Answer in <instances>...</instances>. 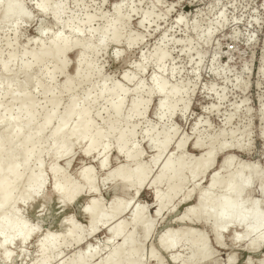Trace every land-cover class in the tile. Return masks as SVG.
Instances as JSON below:
<instances>
[{"label":"rangeland","instance_id":"obj_1","mask_svg":"<svg viewBox=\"0 0 264 264\" xmlns=\"http://www.w3.org/2000/svg\"><path fill=\"white\" fill-rule=\"evenodd\" d=\"M19 1L31 5V0ZM63 2L68 5L67 18L73 20L72 24L64 25L65 38L71 42L79 41L88 45L90 49L96 48L110 21L108 18L101 20L100 17L110 9L96 8L95 0H63ZM133 2L136 8L131 11L135 13V18L128 21L130 30H124L122 24L117 28L121 35L118 48L112 44L110 40L112 32H109L104 46L99 47L97 52L91 53L89 50L84 54H79L75 50L70 52L65 59L67 67L64 73L55 70V57L49 56L42 64L33 65L29 73L30 83L41 84L35 88L31 85L25 89L19 87L27 78V73H24L21 67L34 63L33 55L40 53L41 47L49 43L45 38H41L40 43L36 42L38 33L34 27H21V35L18 38L15 26V19L18 18L0 21V60H7L11 54L7 48L8 42L16 40L17 44L13 51V58L9 61V69L16 74V81L10 86L9 91L0 89V109L9 108L12 116L23 114L25 110L21 106V101L11 103L10 94L14 93L21 98L24 94L30 93L36 101L35 123L42 126L47 113L52 109L47 103V98L54 97L59 100L60 106L55 119L37 139L36 153L37 150L47 147L52 142L49 137L58 127L60 116L70 105L71 99L75 103L83 102V107L90 111V117L93 118L95 125L110 129L111 139L108 142L109 151L106 155L107 170L121 165L125 166V157L117 153L114 135L121 129L128 134L130 127L136 126L132 144L134 143V147L141 151L142 156L126 164L125 167L130 169L139 163L146 164L150 168L148 180L152 182L161 170L164 160L169 153L174 151L173 144L177 145L185 137H187L186 145L182 153L179 151L178 156H182L186 168L199 162L207 147L211 146L215 153L216 149L220 148V142L213 139L215 128L227 114L229 117L227 124L229 146L223 148L218 156L215 155L213 167L216 162L222 164L223 160L220 157L227 153L233 161L232 170L245 165L249 171L256 169L260 178L261 169H264V0H128V3ZM100 3H103V0H100ZM88 5L92 7L89 8ZM75 13L79 15H74ZM146 13H150L151 16L146 18ZM88 14L95 16L91 23L84 20ZM178 18L182 20L179 24L177 23ZM145 20L147 23L141 27V21ZM76 29L84 32V35L73 33ZM209 29H211L210 34ZM25 36L30 37L32 42L29 43V40L24 38ZM132 37L135 41L130 48L129 39ZM158 47L167 52L168 59L163 64L157 63L152 58L147 59L149 61L148 84L151 85V76L155 72L158 77H164L169 85L177 86L180 90L177 96L169 100L168 108L163 111L158 108L160 96L157 93L148 96L150 87L137 92L129 90L128 83L123 80V73L116 79H110V77H115L118 71L119 65L115 56L117 51L122 57L126 52H133L148 58ZM24 50L27 51L25 56L23 55ZM83 60H87L91 67L89 70L81 68V73L73 81L69 91L65 80L76 78V68ZM173 61H175V67H173ZM136 62H141L139 56ZM165 65L166 72H160V67ZM131 74L135 75V70H131ZM117 80L119 84L125 85L124 89L129 90L124 98V107L120 115L110 109V104L104 97L97 96L95 102L91 101L92 97L100 94L103 88L112 89L117 84ZM189 90L191 98H189ZM134 100L144 101L140 107L141 112L145 111L144 119H140L136 113L128 114ZM214 105V112H205V108H211ZM98 113H100L99 116ZM201 117L204 118L203 121ZM116 119H119V122L111 127V123ZM173 128L176 134L172 132ZM148 133L154 136L156 145L168 136L172 138L168 151L157 163L153 162L157 155V148L147 143ZM196 141L200 142V146L199 149L194 150L192 145ZM232 142H235V147L231 146ZM113 144L115 146H112ZM132 144H129L130 148L133 147ZM104 156L102 152L86 155L83 150L76 148L70 154L68 166H66V159L58 160V167L62 169L60 174L55 177L50 172H46V193L50 210L45 217L41 218V231L37 232L35 239L28 243L24 254L21 255L24 257L25 264H37L40 261L42 254L37 251L35 240L38 238L43 240L46 235L60 233L62 230L60 221L68 216L73 225L82 227L84 235H88L86 232L88 219L81 213L85 201L78 197L68 207L61 208L62 206L58 204L57 198L51 192L55 183L65 181L61 173L65 172L67 178L73 179L80 167L90 168L99 181V193L97 194L106 212L111 210L109 201L115 195L121 196V199L125 201V191H122L120 187L113 188L111 185H103V177L99 175L102 172L99 164ZM20 158L19 156L18 159ZM41 159L49 165L53 157L45 153ZM20 170L27 175L28 173L37 174L36 155L30 160L26 169L21 168ZM210 177L211 175L205 174L196 186L194 183L197 179L189 177L178 197L171 196L169 202L166 203L164 213L155 220L154 233L144 243L142 228L136 230L137 243L141 244L142 254L146 251L149 255L155 248L161 257L169 261V264H171L172 253L178 256L180 264H187L193 252L197 251V245L191 247L189 244L181 243L174 251L166 253L161 249L159 241L168 230L174 233L180 232V234L191 230L201 239L208 238L209 230H215L210 227L209 223L210 220L213 222L215 220L213 214L194 217L182 222L177 221L185 215L186 211L193 212L192 209L199 205L200 190L207 191ZM259 178L253 181L244 196L246 197L245 203L242 204L244 210H249L253 206L249 195H251V200L260 199ZM150 186L151 183L145 184L135 200L136 204L147 206V217L151 219L155 213L152 206L155 195L164 194L169 184L163 182L149 191ZM191 188H194L193 192L186 199L183 195ZM222 193V188H218L209 192V195L211 198H217ZM133 209L134 207H129L124 215L126 216ZM193 213L198 215L199 208ZM263 228L251 233L252 237L255 239ZM105 236L104 230L100 228L92 236H85L79 245H74L70 238L62 239L60 259H70L75 252L91 245L96 253L92 262L96 264L101 262L111 250L118 246V243H121V238H117L112 247L105 248ZM211 239L214 240V236ZM217 251L219 252L220 249ZM224 252L225 255L220 258L227 261L229 250L224 249ZM245 252L247 248L238 249L236 253H232L237 264H240L241 259L246 262L249 258H253L257 264L260 260H264V255H261L259 248L251 256L243 255ZM21 256H18L16 252L13 261H19ZM216 258L213 257V259ZM152 264H155V261H152Z\"/></svg>","mask_w":264,"mask_h":264},{"label":"bare ground","instance_id":"obj_2","mask_svg":"<svg viewBox=\"0 0 264 264\" xmlns=\"http://www.w3.org/2000/svg\"><path fill=\"white\" fill-rule=\"evenodd\" d=\"M23 3L22 1H19ZM146 18L151 16L150 13H146ZM22 18L19 15V10H15L11 16L6 17L4 14V9L0 8V21L7 20L10 18ZM107 17L102 15L100 17L101 20H105ZM95 16L86 15L85 21L87 23L93 22ZM181 18L177 19V23L181 22ZM120 25L113 24L111 21L108 22L107 30H105L100 39L99 45L90 49L88 45H84L79 41L71 42L69 39L63 37L61 39L64 40L65 44L69 46L68 51L65 52L63 47L57 48L53 44H48L46 46H42L40 49V53L33 55L34 63L29 65H23L21 70L24 73H27V78L24 83L20 84V88L25 89L29 85L33 88L41 85L40 83H30V71L33 68V65L42 64L49 56L55 57V70H59L64 73L67 64H66V56L72 52L73 50L77 51L79 54H84L87 50L91 51V53L97 52L99 47L104 46L106 40L108 39V33L112 32L110 40L112 44L118 48L121 42V35L118 32L117 28ZM80 31L73 30V33H79ZM135 39L132 37L129 39V44L134 43ZM17 46L16 40L14 42H8L7 48L11 51L9 58L5 61L0 60V89L10 90V86L16 81V74L12 73L9 69V61L13 58V51H15V47ZM27 51H23V55L25 56ZM154 59L157 63L158 61H165L168 59V54L165 50L160 47L155 48L154 51L149 55L147 59ZM161 64V63H159ZM84 68L89 70L91 64L87 60L80 61L77 68ZM77 68H76V78H69L65 80L66 87L70 91L72 88V83L75 79H77ZM82 70V69H81ZM81 73V72H80ZM124 80V75H123ZM125 81V80H124ZM128 83L127 81H125ZM129 90L121 87V84L117 83L112 89L103 88L100 91V94L92 97L91 101L95 102L98 97H104L109 102L110 109H112L116 114L120 115L121 111L124 107V98L127 96ZM179 89L177 86L168 87L163 92L157 91L156 93L160 96V101L158 104V108L160 110H165L169 106V100L177 96L179 94ZM137 92V91H136ZM11 103H14L18 100L21 101V106L25 112L21 115L12 116L9 113V108L0 109V185H3L4 190H9L13 188H19L21 191L26 189L32 184H42L44 186V190H47L46 187V172H50L53 176H57L62 171L61 168L58 167V160L66 159V166L70 163V154L76 148H80V150L84 151L86 155H92L97 153H103L105 156L100 162V170L104 172L105 176H107L110 170H107L108 166V158L107 152H104L103 148H100L99 152L96 151L95 146L93 147L91 154H87L86 149L89 144H92V139L86 141L80 134V129H92L95 128L96 125L92 117H90V111L83 107L82 103H75L71 99L70 105L65 108L62 115L60 116V121L58 123V127H56L51 133L50 137L52 142L45 148H40L36 151L37 139L41 134L51 125L52 121L55 119L60 102L57 98H47V103H49L52 107L51 112L47 113L45 117V122L42 126H38L35 123V107L36 101L32 97L30 93L24 94L21 98H18L14 93L10 94ZM151 89L148 92V96H151ZM90 98V96H89ZM161 99L165 101V105L163 108L160 106ZM1 100V97H0ZM144 101L134 100L131 103L128 114L136 113L140 119H144L145 111L141 112L140 107ZM98 116L100 113L97 114ZM119 122V119H116L115 122L111 123V127L115 126ZM136 126H131L128 134L123 129L116 132L114 135L115 142L117 145V153L125 157V166L126 164L133 162L135 159H140L142 156L141 151H138L132 144L133 137L135 136ZM176 134V130L172 131ZM111 135V133H110ZM147 143L149 145H153L157 148V155L154 158L155 163H157L168 151L169 146L171 144L172 138L171 136L166 137L159 144H155L154 136L148 133L147 135ZM109 140H105L104 143L108 144ZM181 143L178 142L177 145ZM200 142L196 141L192 148L194 150L199 149L197 144ZM129 144H132L133 147L130 148ZM186 141L183 143L182 149L185 147ZM175 148L172 153H169L167 158L164 160L161 170L158 175L154 178L151 183V189L159 186L163 182H167L169 187L164 194H156L153 202V209L155 213L153 217L150 219L147 217L148 208L144 204H140L139 208L134 207L133 211L131 210L126 216L124 215L129 209L127 203L123 201L121 196L115 195L110 201V211L106 212L104 209V205L102 204V200L100 199L98 192V184L96 175L92 173V170L87 167H80L79 171L75 175V178L69 179L67 178V174L65 172L61 173V176L64 178V182H57L61 186V191H56L55 183L51 189L53 195L57 198L58 204L62 206L61 208H66L70 203L77 199L78 197L82 198L85 201V206L83 207L81 213L86 216L88 219V223L86 226V232L88 235H84V230L80 226H75L72 224V220L70 216L60 221V233L58 234H49L46 235L43 240L39 239L35 240L36 249L38 252L42 254L40 257V261L37 264H96L93 263L92 260L96 255L95 250L91 245L85 246L79 252H75L70 259L61 258L60 254L62 239H72L74 245H79L84 240L85 236H92L95 234L100 228L104 230V234L106 235L104 238V247L109 248L112 247L113 243L117 238H121V243H118V246L110 251L108 256L101 260V262L97 264H107L110 259H116L118 254H122L125 249L124 245L127 241L128 248L127 251L131 254L133 248H137L141 250V244L137 243V229L142 228L143 230V243L148 240L152 234L154 233L155 228V220L160 218L164 213V209L166 208V203L169 202L171 196L178 197L180 194L181 188L185 185L189 177L193 178L196 183H199L202 177L205 175L204 170L200 168V161L196 164L192 165L189 168H186L185 162L182 156H178L181 152H178ZM51 155L53 159L51 163L47 165L42 159V155ZM213 149L211 146L207 147L204 152V155H208L213 160V165L215 162V155H213ZM36 155L38 161V172L25 174L21 172V168L26 169L30 160ZM21 157L18 159V157ZM230 174L233 183L240 188L243 192L247 193L249 187L252 185L253 181L259 178L258 171L248 170L245 165L239 166L236 170H232L233 161L230 159ZM212 165V167H213ZM123 166V175L125 179H112L108 178L107 182L103 177V185H111L113 188L120 187L122 191H125V185L131 183L133 179L139 181L141 178L144 180H148L150 168L144 163L136 164L134 167L127 169ZM119 167V166H118ZM208 169L207 171H209ZM201 178V179H200ZM210 181L208 183L207 191L204 192V199L201 201L199 199V214L195 215V213L190 212L189 210L185 212V215L181 218H178V222H182L188 219H192L194 217H204L205 215L213 214L215 219L220 217L221 214L224 216L235 218L237 221L241 217L247 218V223L251 230V233L261 229L264 227V220L260 217V209L258 206L253 205L251 209L244 210L242 208V204L245 203L246 197L238 198L235 193L228 191L225 187L221 186L219 183L209 189V186L213 184L212 176L210 177ZM260 179V178H259ZM260 183V182H259ZM144 186V185H143ZM140 187L139 192L142 187ZM218 188H222L223 193L220 197L211 198L209 192H213ZM194 188L191 190H187V192L183 195L186 199L190 197ZM67 199L66 204H61V198ZM58 206V205H57ZM56 206V207H57ZM23 204H18L17 208H23ZM150 207V206H149ZM85 209H90L89 211H85ZM62 210V209H61ZM8 212L11 209H7ZM4 213H0V216H3ZM5 227L7 228V223L5 222ZM264 229V228H263ZM240 231L239 223L236 225V230L233 231V234H237ZM261 234V230L259 231L257 237L258 239ZM37 236V232L32 235V238L28 241V243L35 239ZM2 239V238H0ZM204 238H198L195 232L191 230L187 232L174 233L171 230L166 231L160 238L159 245L163 251L168 253L169 247H171V251H174L181 243L189 244V246L193 247L197 245V251L193 252L191 257L189 258L187 264H197V261L203 258V253L201 249V243ZM18 244L20 242H17ZM20 245V247L14 249L12 245H8L9 251L14 252V255L11 257L12 260L15 258V253H18V256L24 254L26 246L28 245ZM70 244V243H67ZM258 249V248H257ZM2 251V250H0ZM149 258L152 257V251L148 255ZM178 257V256H177ZM24 258V257H23ZM0 259H3V256L0 255Z\"/></svg>","mask_w":264,"mask_h":264},{"label":"snow or ice","instance_id":"obj_3","mask_svg":"<svg viewBox=\"0 0 264 264\" xmlns=\"http://www.w3.org/2000/svg\"><path fill=\"white\" fill-rule=\"evenodd\" d=\"M87 7H92L88 5ZM95 7L103 9L107 7L110 9L105 16L113 23L117 25H123L124 30H130L128 28V21L135 18V13L131 11L136 8V4L128 3V0H95ZM0 8L4 9V14L6 17L11 16L15 10H19L20 19H15V26L17 29V37L21 35L20 29L23 28H35L38 36L36 42L40 43L41 38H45L46 42L55 45L57 48L63 47L65 52L68 51L69 46L65 44L64 40L61 39L65 37V24H72L73 20L67 18L68 5H66L63 0H31V5L26 3H20L19 0H0ZM127 13V14H126ZM74 15H79L75 13ZM147 23V20L141 21V27ZM215 23V22H214ZM76 31H79L76 29ZM211 29H209V34ZM80 35H84V32H79ZM25 39L29 40L31 43V38L25 36ZM131 48L132 46L129 45ZM116 61L118 62V71L115 77H110V79H116L121 73L124 75V80L128 82L129 90H146L151 88L153 95L157 91L163 92L168 87H172L168 84L164 77H158L155 72L151 76V85L148 84V63L149 61L145 56H140L139 53L126 52L122 57L119 51L116 52ZM139 56L140 63L136 62ZM158 63L163 64V61H158ZM173 67H175V61H173ZM131 70H135V75L131 74ZM160 72H166V65L160 67ZM81 72L80 68H77V75L79 76ZM174 78V75H173ZM117 83H120L117 80ZM125 85H121L124 87ZM189 98H191V92L189 90ZM165 101L161 99L160 106L163 108ZM187 105V102H186ZM215 105L211 108H205V112H214ZM190 114V113H189ZM158 115H160L158 113ZM203 117L201 120L203 121ZM228 119L227 114L224 116V120L218 124L215 128V135L213 139L220 142V148H217L213 155H219L220 151L229 146L228 142ZM199 128V125H197ZM175 131V128L172 129ZM79 134L87 141L89 137L92 139V144H89L86 152L91 154L93 147L97 152L100 148L104 149V152L108 151L109 144L104 143L105 140H110V129L101 127L97 125L92 129H80ZM179 139V137H177ZM187 139L185 137L181 140L179 145L173 144V147L177 151H181L184 141ZM112 146H115L114 144ZM232 147H235V142H232ZM199 147V143L197 144ZM223 163L216 162L215 167H212L213 160L205 155L200 157V168L204 170V174H209L212 176L213 184L209 186V189L216 186L218 183L225 187L228 191L236 194L238 198H243L246 193L238 188L232 181L229 166L230 158L227 153H224L220 157ZM211 169V171H207ZM100 176L104 177L105 182L108 178L112 179H125L123 175V165L110 170L105 176L104 173H100ZM152 183L151 180H144L141 178L139 181L133 179L131 183L125 185V202L128 207H137L136 196L140 194V187ZM56 191H61V186L59 183L56 185ZM201 201L204 199V190L201 189ZM259 200H251V195H249L250 202L258 206L260 209V217L264 220V169H261L260 174V186H259ZM68 201L65 198H61V204H66ZM18 204H23V208H17ZM200 206L197 205L192 209L193 212L197 210ZM11 209L10 212L7 209ZM50 210L47 193L44 190L42 184H32L23 191L19 188H13L9 190H4L3 185H0V213H4L0 216V255L3 259H0V264H25L23 257L21 256L19 261H13L11 257L14 252L9 251L8 245H12L14 249L20 247V245H26L28 241L32 238V235L36 232L41 231V218L45 217L47 212ZM90 209H85L89 211ZM31 213V215H28ZM5 222L7 223V228L5 227ZM210 227L215 230H209L207 237L202 240L201 249L203 253V258L197 261V264H237V261L233 258L232 253H236L238 249L247 248V252L243 255L251 256L257 248L261 250V255H264V229L261 230V234L258 239H254L251 235V230L247 223L246 217H241L239 221L235 218H230L221 214L220 217L213 221L210 220ZM239 223L240 231L237 234H233L236 230V225ZM214 236V240L211 237ZM17 242H20L19 244ZM125 251L122 254H118L116 259H110L107 264H169V261L160 256V254L154 248L152 250V257L149 258L146 251L142 254L137 248H133L131 254L127 251L128 244L127 241L123 246ZM163 249V246H162ZM217 249H220L218 252ZM224 249L229 250V258L227 261L221 259L225 255ZM169 252H171V247H169ZM213 257H217L213 259ZM171 264H180L179 258L172 253ZM240 264H257V261L253 258H249L246 262L241 259ZM259 264H264V260H260Z\"/></svg>","mask_w":264,"mask_h":264}]
</instances>
